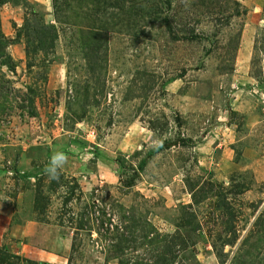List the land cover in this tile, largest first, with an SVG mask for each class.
I'll return each mask as SVG.
<instances>
[{
    "label": "rangeland",
    "instance_id": "374dc122",
    "mask_svg": "<svg viewBox=\"0 0 264 264\" xmlns=\"http://www.w3.org/2000/svg\"><path fill=\"white\" fill-rule=\"evenodd\" d=\"M0 32V264H264V0H0Z\"/></svg>",
    "mask_w": 264,
    "mask_h": 264
},
{
    "label": "trees",
    "instance_id": "16d2710c",
    "mask_svg": "<svg viewBox=\"0 0 264 264\" xmlns=\"http://www.w3.org/2000/svg\"><path fill=\"white\" fill-rule=\"evenodd\" d=\"M7 43L6 38H4V36L1 34L0 32V56H1V52H2V48L3 46H5V44ZM6 63V62H4ZM143 160H141V165L142 166ZM128 231V230H127ZM172 236H170L171 238ZM123 244L117 247V250L120 252L124 249V247L126 248L127 246L125 245L126 243H128L129 241H133V240H127L126 238L123 239H119ZM170 240H173V238H171ZM155 240L151 241V244H153L152 242H154ZM163 243V242H162ZM170 244L171 242H166L165 244ZM125 245V246H124ZM172 246L166 245L163 246V249L161 251V253L156 256L155 261H153V263L151 264H170L171 262H173V260H175V255L174 252L172 253ZM174 255V256H173ZM123 264H128V262H124Z\"/></svg>",
    "mask_w": 264,
    "mask_h": 264
},
{
    "label": "clouds",
    "instance_id": "9594fccd",
    "mask_svg": "<svg viewBox=\"0 0 264 264\" xmlns=\"http://www.w3.org/2000/svg\"><path fill=\"white\" fill-rule=\"evenodd\" d=\"M67 163V156L61 151L55 152L48 164L45 167L44 172L48 176L49 180H58L60 176V170Z\"/></svg>",
    "mask_w": 264,
    "mask_h": 264
},
{
    "label": "crops",
    "instance_id": "0c3cea01",
    "mask_svg": "<svg viewBox=\"0 0 264 264\" xmlns=\"http://www.w3.org/2000/svg\"><path fill=\"white\" fill-rule=\"evenodd\" d=\"M54 240H50L49 242L51 243H49L50 245H51V248L54 250H56L58 247H56L57 245H58V243H56V244H54V245H52V242H53ZM55 242V241H54ZM46 249H48V248H46ZM46 249H44V250H46ZM46 255H47V257H49V258H51V259H54V260H57L55 257L57 256L55 253L54 254H52L50 251H49V249H48V251H47V253H46ZM44 258H45V256L44 255H42Z\"/></svg>",
    "mask_w": 264,
    "mask_h": 264
}]
</instances>
